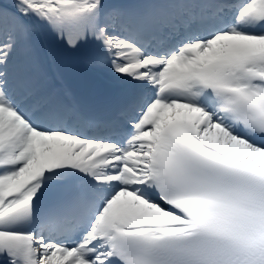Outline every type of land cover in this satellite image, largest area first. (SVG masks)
I'll use <instances>...</instances> for the list:
<instances>
[{
    "label": "snow or ice",
    "instance_id": "1",
    "mask_svg": "<svg viewBox=\"0 0 264 264\" xmlns=\"http://www.w3.org/2000/svg\"><path fill=\"white\" fill-rule=\"evenodd\" d=\"M0 264H264V0H0Z\"/></svg>",
    "mask_w": 264,
    "mask_h": 264
}]
</instances>
